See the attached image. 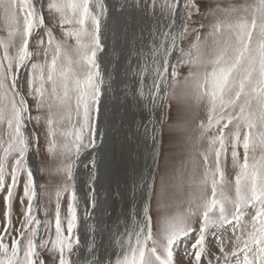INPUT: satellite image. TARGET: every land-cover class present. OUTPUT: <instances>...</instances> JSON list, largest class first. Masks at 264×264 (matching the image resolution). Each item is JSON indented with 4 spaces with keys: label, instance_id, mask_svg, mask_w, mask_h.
Segmentation results:
<instances>
[{
    "label": "snow or ice",
    "instance_id": "6c2138e0",
    "mask_svg": "<svg viewBox=\"0 0 264 264\" xmlns=\"http://www.w3.org/2000/svg\"><path fill=\"white\" fill-rule=\"evenodd\" d=\"M142 3L145 13L151 11L157 28L150 33V56L138 65V87L134 86L131 93L132 103L146 113L139 120L133 113V138L143 145L152 165L147 171L137 166L128 177L133 199L139 191L143 216L134 219L131 228L126 223L121 238H114L120 247L114 264H175L174 247L181 238L197 231L193 227L197 219L199 234L192 244L189 264H203L204 257L211 256L208 234L215 229L220 232L214 233L213 239L221 245V256L215 258V264H264V0L217 6L210 13L201 12L199 0H165L159 6V15L158 0ZM47 10L58 15L62 27L71 26L64 35L74 39V45L55 40L35 0H0V12L10 26L15 25V31H9V40H0V125L6 123L8 138L6 142L0 139V193L4 204L0 264H45L40 258L41 249L58 252V264H78V260L70 259L80 243L78 237L73 238L77 227L73 167L84 150L91 149L96 153L91 161L92 177L96 179L108 135V129H101V102L105 89L113 92L116 81L111 73L105 78L98 62V53L104 51L101 29L107 9L103 0H50ZM206 15L212 17L207 25L195 19ZM196 24L199 27L193 26ZM205 27L208 31L202 35ZM41 28H45L47 37L45 60L32 62L29 67L33 30ZM17 36L18 44L14 39ZM190 37L193 42L186 50L181 45ZM42 44V39L37 41V48ZM10 48L15 49L14 54ZM183 65L189 66V72L181 83L178 76ZM25 69L26 94L20 83ZM28 97L35 100L38 112L47 109V150L62 159L57 170L66 172L67 181L72 182L65 183L62 190L68 193L66 234L60 217L62 193L56 192L54 240L40 236L39 207L33 214L38 186L29 155L36 134H28L27 127L31 120L40 124L42 116H31ZM201 108L206 119L199 115ZM65 119L70 127L60 129ZM196 120L199 123L191 128ZM57 136L62 137L59 148ZM166 137L168 152L164 151ZM205 142L207 146L203 147ZM181 144L186 160L170 167V150ZM229 146L236 169L234 185L227 181L222 167V157ZM241 146L242 162L238 155ZM139 155L137 152V158ZM186 187L192 190L186 199L188 207L166 215L154 233L153 200L159 223L161 213H167L171 202L184 196ZM17 200L23 209L19 227L12 221L13 203ZM249 209L254 210L250 221L246 218ZM138 215L134 213L133 217ZM229 227L234 235V240L229 241L230 252L225 250L223 238ZM97 247L90 246L89 255L96 253ZM90 264H104L103 257L96 254ZM109 264L113 262L109 260ZM208 264H212L211 258Z\"/></svg>",
    "mask_w": 264,
    "mask_h": 264
},
{
    "label": "bare ground",
    "instance_id": "6f19581e",
    "mask_svg": "<svg viewBox=\"0 0 264 264\" xmlns=\"http://www.w3.org/2000/svg\"><path fill=\"white\" fill-rule=\"evenodd\" d=\"M164 2L165 0H158L157 15L159 6ZM103 3L107 9L106 16L102 18L101 29L104 51L99 52L98 62L105 78L107 79L111 73L116 82L113 85V92L105 89L102 97L101 129H108V135L104 138L102 161L96 179L92 177L93 169L90 171L86 169L87 164L96 155L91 149L81 154L79 162L73 168L78 217L74 238L78 237L80 243L77 252L73 253L70 259L78 260V264H90L96 254L103 257L104 264H109V260L113 262L112 253L114 249L119 248L114 238H121L120 234L125 232L126 223L131 228L133 220L142 219L143 216L139 191L133 199L128 177L135 167L139 166L147 171L148 166L152 165V160L147 156L143 145L138 139L133 138L135 135L133 113H136V120L141 117L140 109L131 101V93L134 86L138 87V65L144 63L146 56H150L152 40L150 33L157 28L156 21L151 11L148 13L143 11L142 0H103ZM134 4L138 6L134 7ZM37 31L39 33V30H36L30 40V51L38 36ZM172 60L175 62V56ZM100 143L101 137L98 133L97 144ZM32 152L33 147L30 162L34 166ZM137 152L140 154L139 158L136 156ZM36 178L39 183L37 172ZM89 186L93 189L91 193L84 190ZM118 192L120 195H117ZM89 198L90 206L87 204ZM144 198L146 199V196ZM40 213L39 207V217ZM134 213L139 215L133 217ZM40 236L42 238L41 231ZM123 237L127 239L126 236ZM90 246H98L96 253L89 255Z\"/></svg>",
    "mask_w": 264,
    "mask_h": 264
},
{
    "label": "rangeland",
    "instance_id": "374dc122",
    "mask_svg": "<svg viewBox=\"0 0 264 264\" xmlns=\"http://www.w3.org/2000/svg\"><path fill=\"white\" fill-rule=\"evenodd\" d=\"M50 2V0H37V7L41 9L42 14L45 18V26L46 28L52 29L53 36L56 41H66L68 45H74L75 41L71 37H65L64 30L66 28H70L69 25H64L63 27L60 25L59 17L58 15L54 13H50L47 10V4ZM199 2L202 5L201 12L203 13H210L213 9H215L217 6L220 8H226L229 5L238 6L245 4L246 2H250V0H199ZM195 19H202L203 23L207 25L211 20L212 17L210 15H206L204 17H195ZM20 24L22 25L23 17L22 15L19 17ZM194 27H199L198 24L193 25ZM9 31H15V25H9L8 22H6L4 15L2 12H0V40L8 41L9 40ZM208 28L205 27L201 30V34L207 32ZM36 32V29L33 30V33ZM34 35V34H33ZM15 42L19 43V37H14ZM36 40L33 43V47L31 52L33 53V56L29 62V67L32 62H39L43 63L45 60L44 56V48L47 47V37L45 35V28L39 29V34L35 38ZM43 40V44L40 46V48H37V41ZM193 42V38H188L182 43V47L186 50L190 48L191 44ZM15 49L10 48V53L14 54ZM39 52V55L37 56L36 53ZM99 54V53H98ZM3 56V48H0V57ZM51 53H49L48 59L50 60ZM189 72V66L183 65L181 66L179 70V76L178 80L182 83L184 80V77L187 76ZM21 91L26 94L28 91L27 88V70L22 71L21 75ZM169 84H171V79L169 80ZM179 91V88L177 89ZM28 103L31 108V116L35 117L37 115H41L42 119L40 124H37L35 120H31L28 124V132L29 134L35 133L36 135L33 137V160H34V169L37 172L38 178H39V196H40V220L42 221L41 225V232H42V238L46 240H54L55 239V210H56V192L58 190L61 191V199H60V217L63 222V228L65 230L66 234V226H67V207L68 206V193L63 192V188L65 183L71 184V181H67V175L66 172H60L57 169L62 166V159L58 158L55 154H50L48 152V144L46 142V132H47V125L46 120L44 117L47 114V109H45L43 112H38L35 108V100H33L31 97H28ZM74 106V104H73ZM175 109L176 105H173V116H175ZM54 112H57V109H53ZM142 110H140V117H146V113H144ZM59 115V113H58ZM199 115L201 118L206 119V112L203 108L199 110ZM199 123V120H196L190 127L195 128L196 125ZM60 129H63L65 127H70L68 125L67 120L65 119L61 124L58 126ZM231 127V126H230ZM7 125L6 123L0 125V139H3L5 142L7 141V135H6ZM38 138V142H37ZM62 137L57 136L56 137V143L59 146L61 145ZM203 147H206V142L202 145ZM87 150V149H86ZM85 151V150H84ZM164 151L168 152V143H167V137L165 138V144H164ZM173 153V156L171 157L169 161L170 167H177L182 160H186V153H185V147L183 144H181L180 147L172 148L170 150ZM238 155L241 160L243 161V148L242 146L238 149ZM76 163H74L75 166ZM164 164V158L163 155L160 158V165L162 166ZM198 164L202 165V160L198 161ZM222 167L225 173V177L227 181L230 184L234 185V179H235V173L236 169L233 167L232 160H231V148L229 146L228 152L224 157H222ZM74 168V167H73ZM48 169V171H46ZM87 171L92 170V163L91 161L86 166ZM199 171H202V167L199 169ZM10 182V178H9ZM23 186V177L21 178V184H20V190L22 191ZM87 189V190H86ZM85 192L91 193L92 187L89 186L84 189ZM192 190L188 189L187 187L184 189V196L181 197L177 201L171 202L170 206L167 209V213H161L159 217V223H158V217H157V206L155 200L152 202V208L153 211L151 213L153 218V231L154 233L158 230V227L163 224V221L165 219L166 215H174L180 207L187 208L188 205L186 203V199L191 193ZM230 194H234V191H230ZM77 201V200H76ZM76 203V202H75ZM66 204V205H65ZM87 204L90 206V198L87 199ZM36 205L37 200L34 199L33 201V214L36 215ZM25 207L27 206V202L25 201ZM66 208V209H64ZM3 211H4V204H3V193H0V225L3 223ZM23 209L21 208V205L19 201H14L13 203V214H12V221L13 224L16 227H19L20 219L22 218L21 213ZM251 215H254V210L249 209L247 219L250 221ZM77 224H78V217H77ZM194 228L197 229V231L193 234H189L183 238H181L178 243L174 247V253H175V264H189V254L192 252V244L194 243V240L196 236H198L199 232V219L196 220V222L193 225ZM0 230H2V227H0ZM76 228L73 230V238L75 234ZM220 232V229H215L213 231H210L208 234V247L211 252V256H205L203 260V264H208L209 259H212V264H215V258L221 256V253L218 251L220 248V242L218 239H213L214 233ZM223 238L226 245V251L230 252L232 250V244L229 243L230 240H234V235L232 232V228H227V231L223 232ZM75 239V238H74ZM125 239V237H123ZM150 246V245H149ZM48 247H51V244L48 245ZM120 247L117 249H114L112 253V259L113 262L115 261L117 255L120 253ZM72 256V255H71ZM43 261H45V264H58V252L51 253L46 249H41V257ZM71 258V257H70Z\"/></svg>",
    "mask_w": 264,
    "mask_h": 264
},
{
    "label": "water",
    "instance_id": "95a60500",
    "mask_svg": "<svg viewBox=\"0 0 264 264\" xmlns=\"http://www.w3.org/2000/svg\"><path fill=\"white\" fill-rule=\"evenodd\" d=\"M35 3H36V5H37V0H35ZM27 133H28V131H27ZM30 158H31V152H30V155H29V164H30L31 169H32V171H33V173H34V180H35V183H36V185L38 186V199H36V200H37L36 209H37V207L40 206V204H39V199H40V196H39V185H38L39 183H38L37 178H36V172H35L34 166H33V164L30 162ZM36 214H37V211H36Z\"/></svg>",
    "mask_w": 264,
    "mask_h": 264
}]
</instances>
